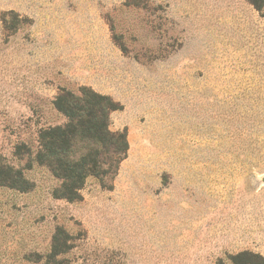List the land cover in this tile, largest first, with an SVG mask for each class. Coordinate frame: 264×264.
Instances as JSON below:
<instances>
[{
	"label": "rangeland",
	"instance_id": "1",
	"mask_svg": "<svg viewBox=\"0 0 264 264\" xmlns=\"http://www.w3.org/2000/svg\"><path fill=\"white\" fill-rule=\"evenodd\" d=\"M87 85L129 149L82 198L34 156ZM0 264H264V0H0Z\"/></svg>",
	"mask_w": 264,
	"mask_h": 264
},
{
	"label": "trees",
	"instance_id": "2",
	"mask_svg": "<svg viewBox=\"0 0 264 264\" xmlns=\"http://www.w3.org/2000/svg\"><path fill=\"white\" fill-rule=\"evenodd\" d=\"M53 104L66 121L40 130L34 159L59 180L53 190L55 197L79 200L89 177L103 186L115 177L128 153L127 132L110 127V115L119 108L117 102L90 86L61 89ZM0 184L19 190L31 185L23 171L8 163L1 153Z\"/></svg>",
	"mask_w": 264,
	"mask_h": 264
}]
</instances>
